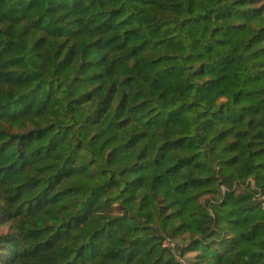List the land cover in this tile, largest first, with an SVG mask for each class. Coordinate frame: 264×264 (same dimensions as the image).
<instances>
[{
  "label": "trees",
  "instance_id": "1",
  "mask_svg": "<svg viewBox=\"0 0 264 264\" xmlns=\"http://www.w3.org/2000/svg\"><path fill=\"white\" fill-rule=\"evenodd\" d=\"M0 264H264V0H0Z\"/></svg>",
  "mask_w": 264,
  "mask_h": 264
}]
</instances>
